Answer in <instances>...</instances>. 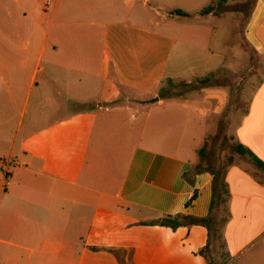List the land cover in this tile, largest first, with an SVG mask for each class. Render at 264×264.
I'll return each instance as SVG.
<instances>
[{"label":"crops","instance_id":"1","mask_svg":"<svg viewBox=\"0 0 264 264\" xmlns=\"http://www.w3.org/2000/svg\"><path fill=\"white\" fill-rule=\"evenodd\" d=\"M219 1L0 0V264H211L207 227L161 223L210 215L215 175L195 168L231 88L191 90L189 116L154 100L166 79L240 85L252 71L235 140L264 161V0L247 59L222 33L212 46L228 16L202 12ZM259 173L225 174L229 260L264 236Z\"/></svg>","mask_w":264,"mask_h":264},{"label":"rangeland","instance_id":"2","mask_svg":"<svg viewBox=\"0 0 264 264\" xmlns=\"http://www.w3.org/2000/svg\"><path fill=\"white\" fill-rule=\"evenodd\" d=\"M255 0H238L235 2L227 3L226 5H215V12L220 14H226L227 21H223V27L219 31H217V34L214 36V40L212 42V46L215 49L217 47V44L219 45L217 41L218 34L222 33L228 38V50L231 53H234L239 58L241 55L245 56V59H247L246 54L243 53L241 50V47L239 44L242 43V37L244 34V29L248 23L249 17L251 15V11L254 7ZM232 16V17H231ZM236 25L237 31L235 30V33L232 32V23ZM244 47L246 51H248L249 54H251V51L247 48L246 42L244 43ZM225 53H228L225 52ZM252 71L244 72L242 76L245 77V80L247 81ZM221 76H211L207 77L205 79L199 80L197 83L188 84L185 82L176 81L173 79H166L161 91L158 94V98H156L154 101H159L160 99H163L165 101L170 102L169 106L177 109H180L184 116H189L190 111H188V107H186L184 104L188 102L189 100V93L191 90L195 91L196 88H202V85L205 87H217V86H230L231 93H230V107L228 109V112L224 113L221 117L218 118V129L213 131V135L208 138V141L206 142V145L202 152H200V160L197 163V166L195 170L199 171L202 169H207L212 171L216 175V177L219 178V183L224 182V175L226 174L228 168L233 165L234 163H241L242 165L249 166L250 168L253 166L256 169L257 168L254 163L251 161V159L247 156H240L235 151V132H236V125L238 123V115L233 117L232 112L237 109V111H241L245 113L247 111V103L245 101H248V99L253 94V88L249 85H245L246 81L240 83H235V81H225V78H221ZM221 78V79H217ZM232 79V77L229 76L227 80ZM209 80V83L203 84V81ZM253 83V82H252ZM239 85V86H238ZM244 86L243 96L242 99L240 97V92L242 87ZM244 102H243V101ZM123 100L116 101L117 103H121ZM173 104H181V106L177 105H171ZM168 106V105H167ZM203 118L208 117L211 119L210 115H203ZM28 117L25 119V123H27ZM25 127V125H24ZM209 133L210 131L207 130ZM211 131V132H212ZM260 170V169H259ZM261 171V170H260ZM262 172V171H261ZM263 174V172H262ZM261 179H264V175L262 176L261 173L258 174ZM218 208V207H217ZM219 219L220 226L223 224V219L226 217V211L224 208V205L221 206V208L218 210V213H216ZM220 231L218 230L215 235V240L212 241V244L210 248L207 251V257L210 260L211 264H251V262H254L255 260L258 261V254L264 256V236L256 240L248 245L245 246V248L235 257H233L231 260L227 258L226 253V246L222 239L219 238ZM255 254H257L255 256ZM256 258H255V257ZM259 260V263L257 264H264V257ZM250 261V262H249ZM255 261V262H256Z\"/></svg>","mask_w":264,"mask_h":264},{"label":"trees","instance_id":"3","mask_svg":"<svg viewBox=\"0 0 264 264\" xmlns=\"http://www.w3.org/2000/svg\"><path fill=\"white\" fill-rule=\"evenodd\" d=\"M225 3H226V0H220L217 4H213L209 6L208 8H206L202 12V14L211 13L215 10V5H223ZM175 14L179 16H187V17L190 16L189 14L183 11H180V10L176 11ZM207 83H209V80L203 81V84H207ZM202 87H205V85L204 86L202 85ZM203 149L201 150V152L203 151ZM235 151L240 156L249 157L251 161L254 163V165L257 168H259L264 174V161L261 160L254 152H252L250 149L246 148L242 144H236ZM195 171L199 173L200 170L199 171L195 170ZM230 198H231V194H230L228 185L226 184V181H225V175H224V182H220V183H219V178L216 177L215 175L213 201L211 205V212L208 217L197 218L194 216H187V215L180 214L176 217H170V218L164 219L161 224L169 226L173 229H177L178 227L185 225V224L203 225L207 227L209 230V234H210V240L205 250L207 253L208 249L210 248L212 244V241L215 240V235L218 230L220 231L219 238L224 241V230L231 218V213L229 210ZM222 205H224V208L226 211V217L223 219V222H222L223 224L220 226L219 219L216 213H218V210L221 208Z\"/></svg>","mask_w":264,"mask_h":264}]
</instances>
